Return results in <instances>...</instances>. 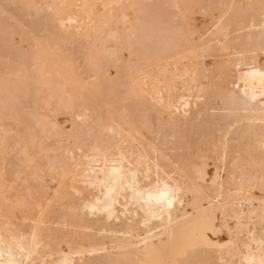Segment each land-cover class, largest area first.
Instances as JSON below:
<instances>
[{
  "label": "bare ground",
  "instance_id": "bare-ground-1",
  "mask_svg": "<svg viewBox=\"0 0 264 264\" xmlns=\"http://www.w3.org/2000/svg\"><path fill=\"white\" fill-rule=\"evenodd\" d=\"M161 2L0 0V264H264V0Z\"/></svg>",
  "mask_w": 264,
  "mask_h": 264
},
{
  "label": "rangeland",
  "instance_id": "rangeland-1",
  "mask_svg": "<svg viewBox=\"0 0 264 264\" xmlns=\"http://www.w3.org/2000/svg\"><path fill=\"white\" fill-rule=\"evenodd\" d=\"M149 2H150V1H149ZM159 2H160V1H159ZM161 4H164V5H163L164 7L162 6V10L165 11V9H166V11H165V13H164V11H163V13L161 12L160 15L158 14V15L161 17L160 20L162 19L160 23H162V25H164V24H163V23H164V20H166V19L168 18L169 20L166 21V22H168L169 25H171V23H172V24H173V23H176V24H173V26L179 24V23L181 22V21H180V18H179V19H178V17H174V18H173V17H172L173 14L171 15V13H168L169 10L167 11L168 7H165L166 4H165L164 0H162ZM9 5H10V3H9ZM7 7H8V8H13L14 6H13V4H12L11 6H7ZM150 8H151V7H150ZM152 9H154V7H152ZM152 9H149V11L152 10ZM15 11H16L15 8H14V10H11L12 13H14ZM153 11H154V10H153ZM153 11H151V12L154 13V14H156V13L153 12ZM166 12H167V13H166ZM14 14H15V16H16L17 18H20V19H19V21H21L20 24H21V25H24L23 27H24V28L26 27V29H27V28L30 29V26H31V28H32V26H35L36 24H39L40 22H41V23L43 22V20H42L41 18H40V19H41L42 21L38 18V20H40V22H39V21L36 22L37 20H35V22H36V23H35V22H34V19H35L36 17H38V16H32V14H30V15L28 14V15H27V13H25V15L22 14V16H21V14H20L18 11L15 12ZM19 14H20V16H19ZM165 14H166V15H165ZM167 14H169V15H167ZM18 16H19V17H18ZM25 16H26V17H25ZM155 16H156V15H155ZM165 16H166V17H165ZM176 16H179V15H176ZM205 16H206V18H205L204 16L200 15V14H196L195 17H196V21H197V23H198V24L208 23V20H209L208 17H209V16H207V15H205ZM171 17H172V18H171ZM21 18H23V19H21ZM157 18H158V17H157ZM157 18H156V19H157ZM170 18H171V19H170ZM153 19H154V18H153ZM156 19H154V23H155V20H156ZM163 19H164V20H163ZM31 21H33L35 25H34L33 22H31ZM169 21H171V22H169ZM160 23H159V25H161ZM39 25H40V24H39ZM41 25H42V24H41ZM27 26H28V27H27ZM36 26H38V25H36ZM36 26H35V27H36ZM164 26H165V25H164ZM37 28H38V27H36V29H37ZM39 28H40V27H39ZM39 30H40V29H39ZM54 30H55V29H54ZM41 31H42V29H41ZM35 32H37V31H35ZM52 32H53V31H52ZM38 33H39V31H38ZM56 33H57V32H56ZM39 34H40V33H39ZM41 34H42V32H41ZM41 34H40V35H41ZM17 35H18V36H17ZM20 35H21V34L17 33V34H15V37H16V38H19V37H20V38H23V36L21 35V36H22V37H21ZM11 67H12V66H11ZM83 67H84V66H83ZM83 67H81V69H83ZM10 69H14V67H13V68H10ZM12 71H13V70H12ZM12 71H9L8 73H10V72H12ZM78 71L83 72V71H85V70L82 71V70L78 69ZM8 73H6V75H8ZM3 74H5V73L3 72ZM1 76L4 77L2 74H1ZM1 76H0V78H1ZM83 76H84V74H83ZM5 78H6V76H5ZM5 78H1L0 80L5 79ZM1 82H2V81H1ZM212 111H215V110H212ZM26 116L30 117V115H28V114H26ZM31 116H32V118H33V114H32ZM58 116H59L60 118H62V117L64 116V114H63V113H60V114H58ZM30 118H31V117H30ZM30 123H31V120H30ZM48 141H50V140H48ZM13 154H14V151H12V152H11V155H10V158H13V159H11L12 161L15 160L16 157H17V154H16V155H15V154L13 155ZM12 155H13V156H12ZM49 182H50V181H49ZM50 183H51V182H50ZM50 183H49V184H50Z\"/></svg>",
  "mask_w": 264,
  "mask_h": 264
},
{
  "label": "snow or ice",
  "instance_id": "snow-or-ice-1",
  "mask_svg": "<svg viewBox=\"0 0 264 264\" xmlns=\"http://www.w3.org/2000/svg\"><path fill=\"white\" fill-rule=\"evenodd\" d=\"M161 195H163V193Z\"/></svg>",
  "mask_w": 264,
  "mask_h": 264
}]
</instances>
